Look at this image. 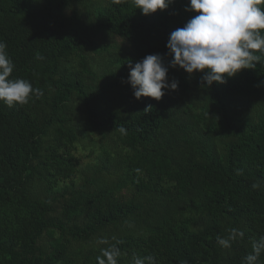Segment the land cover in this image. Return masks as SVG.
I'll use <instances>...</instances> for the list:
<instances>
[{"label":"trees","instance_id":"1","mask_svg":"<svg viewBox=\"0 0 264 264\" xmlns=\"http://www.w3.org/2000/svg\"><path fill=\"white\" fill-rule=\"evenodd\" d=\"M187 4L144 15L132 0H0L9 79L42 92L0 101V264H97L112 245L117 264H243L252 252L264 235V55L210 87L169 66L179 87L159 101L126 82L130 60L170 64V33L198 14ZM232 229L243 237L222 247Z\"/></svg>","mask_w":264,"mask_h":264},{"label":"clouds","instance_id":"2","mask_svg":"<svg viewBox=\"0 0 264 264\" xmlns=\"http://www.w3.org/2000/svg\"><path fill=\"white\" fill-rule=\"evenodd\" d=\"M121 2L112 0L114 4ZM173 2L132 0L135 9H140L144 15L165 10ZM261 5L264 0H188L185 10L198 14L170 33L166 44L167 54L172 57L170 64H165L160 53L147 54L134 64L131 60L128 62L126 82L131 85L134 97L137 100L151 97L159 101L166 91L177 90L179 81L169 80V66H179L189 74L201 72V82L209 87L213 82L226 83V77H233L242 69L255 68V62H260L264 55V8ZM6 48L7 44L0 41V101L9 107L16 103L27 104L32 95L40 96L42 92L26 79H9L15 65ZM36 58L44 59L39 54ZM243 235L242 231L232 229L227 239L218 237L217 243L227 248L237 236ZM262 252L264 235L253 242L252 252L244 258L243 264H257ZM119 255V248L112 245L101 249L96 261L97 264H117ZM145 261L155 264L152 256L134 258V264H145Z\"/></svg>","mask_w":264,"mask_h":264},{"label":"rangeland","instance_id":"3","mask_svg":"<svg viewBox=\"0 0 264 264\" xmlns=\"http://www.w3.org/2000/svg\"><path fill=\"white\" fill-rule=\"evenodd\" d=\"M85 152H87V151H85ZM90 159H92V158H85L82 160V167H81L82 171L85 170V167L89 164V162H92Z\"/></svg>","mask_w":264,"mask_h":264}]
</instances>
